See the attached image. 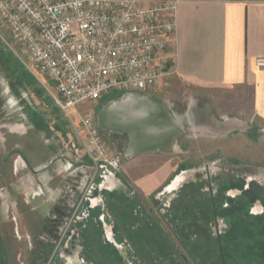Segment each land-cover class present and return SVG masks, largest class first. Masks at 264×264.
Returning a JSON list of instances; mask_svg holds the SVG:
<instances>
[{
	"label": "crops",
	"instance_id": "1",
	"mask_svg": "<svg viewBox=\"0 0 264 264\" xmlns=\"http://www.w3.org/2000/svg\"><path fill=\"white\" fill-rule=\"evenodd\" d=\"M163 1L170 0H140L144 6ZM177 1L176 44L169 48L175 51L174 73L163 78L157 88L127 91L120 99L107 101L103 98L108 93L103 100L82 102L70 111L74 122L91 116L116 153L119 173H109L100 185L110 195L119 192L116 195L120 196L127 191V180L140 192L159 190L177 173L176 159L186 157L193 134L221 142L225 135L237 132L238 116L233 113L224 122L219 103L224 94H234L236 104L232 103L231 110L237 112L238 95L241 90L247 91L249 120L264 124V66L258 65L264 62V0ZM29 107L22 104L18 107L21 113L4 123L0 121V162L19 149L35 168L33 172L19 170L20 176L16 177L9 166L2 168L7 177L0 180V240L7 231L10 209L20 215V234L31 240L38 236L51 217L54 201L65 193L63 176L70 160L88 161L79 141L65 130L68 124L60 118L55 124L48 118L41 120V115L32 118ZM36 116L41 118L36 120ZM134 120L137 122L124 137L123 128ZM190 167L180 172L186 173ZM5 187L7 193H3ZM23 193L28 194L26 198H22ZM116 201L110 196L104 198V203L90 199L88 207H104L106 202L111 208ZM109 232L112 239L113 233ZM9 233V238L17 239L14 230ZM4 244L7 261L17 251L21 253L11 241ZM22 247L31 259L27 242ZM61 263H65L63 259Z\"/></svg>",
	"mask_w": 264,
	"mask_h": 264
},
{
	"label": "rangeland",
	"instance_id": "2",
	"mask_svg": "<svg viewBox=\"0 0 264 264\" xmlns=\"http://www.w3.org/2000/svg\"><path fill=\"white\" fill-rule=\"evenodd\" d=\"M3 39L9 42L13 49H9L4 44ZM23 62H25V57L21 50L11 41L8 32L0 28L1 123L7 121L11 116L21 113L22 110H18V107L26 103L33 113L32 118H35L34 114H36L42 117L36 116V120L39 117L41 120L48 118L55 124L54 122L60 118L65 124H68L69 127L66 128L65 125V130H69L72 136H75V138L73 137L74 140L79 141L80 150L82 149L81 152L84 155L86 132L82 129L77 132L75 127L78 128L81 125V120L88 115L82 116L74 122L70 114L71 110L68 115L60 110L43 93L39 84L24 67ZM126 92L113 90L109 96L102 98L107 99V101L110 99L118 100ZM238 98L240 110L234 112L231 110L232 103L236 104L234 94L229 93L224 94L222 98L219 97L220 106L223 107L221 109H223L224 122H227L233 113L239 117L240 124L236 129L237 132L225 135L221 142L193 134L189 144L190 149L187 150L186 147V157L176 159L177 173L166 180V184H162L159 190L152 193L147 194L136 190L134 185L127 180V191L125 190L121 197L116 195L119 192L107 195V192L100 185L106 177H109V173L117 175L119 166L116 169H99L94 173V167L89 160L82 162L71 159L66 174L63 176L65 193L54 201L51 217H49V219L63 218V222L59 226L57 236L47 238L46 250L41 256V261L43 263L48 261L51 264H62L63 252L68 249V242L74 237L77 241L76 259L78 264H85L86 256L90 260L89 262L86 260L87 264H94L93 258L95 256L104 258V262L101 264H112V262L113 264H182L177 255L178 251L186 257L188 264H218L215 260V238L217 234L228 229L226 238L232 239V241L228 240L224 248L228 264H264V251L261 252V255L258 252L255 253L253 257L247 255L253 247L259 245V241L254 239L257 229L253 226L233 224L231 212L225 211L224 219L215 217L210 228L208 227L207 233L202 231V224L198 223L199 218L202 217L198 207L203 204L206 205V199L211 194H217V190L221 191L220 194L224 197L236 198L241 194V190L253 188L256 190V199L250 203L248 211L251 216L264 213V124H253L249 120L250 115L247 108L250 104L248 101L250 94L241 90ZM3 108H6V111L3 112ZM136 122L137 120H134L123 128L124 134L122 135L124 137H128L130 128ZM94 123L96 125L95 121ZM115 127L118 129V124ZM100 136L103 139L101 134ZM106 144L109 146L107 142ZM109 148L111 149L110 146ZM8 166L11 168L10 172L14 177L20 176L18 175L19 170H27V172L35 170L29 165L25 153L19 149L12 150L1 160L0 180L7 177L2 170H6ZM189 166H191L190 171L180 172ZM178 177L180 179L176 187L168 190L167 185H170L169 183ZM118 179L124 181L119 177ZM6 181L7 179L4 182ZM187 183L193 185L190 187L191 191L186 187ZM183 188L187 189L188 193L184 192L178 199L177 192ZM3 189H5L4 192L2 191L3 193L9 191L6 187ZM21 195L22 198H26L28 194L23 193ZM109 196L117 199L111 208L106 206V202L104 207H88L90 199H97L104 203V198L108 199ZM134 198L140 203L139 201L138 203L135 202ZM184 205L192 206L190 209L187 208V213H184ZM225 205L222 206L225 207ZM171 207L172 209H170ZM189 210L191 218H188ZM105 212L108 213L107 216L104 215ZM7 213H9V219L6 223L7 231L3 233L4 240H0L2 242L0 247L3 246L4 241H11V244L16 245L17 248H22L25 237V242L29 248L34 250L38 247L34 243L35 237L31 240L28 235L19 233V213L14 212L13 209ZM184 219L187 221L191 219V229L184 227L182 221ZM48 226L50 227L49 224ZM13 230L17 239L9 238L12 236L9 232ZM109 231L113 233L112 239H109ZM158 232L165 235V238L170 241V245L176 246V253L171 252L170 249L165 250V252L159 250L162 246V240H159ZM246 235L252 239L249 238L246 243L240 245L238 237H245ZM38 237H40V233ZM44 237L42 234V238ZM98 237L103 240L104 247L97 242ZM19 238H21L20 241ZM178 238L182 240L185 246L192 249L193 256H190L187 249L182 247ZM261 241L264 243V233ZM112 244L114 248H110L109 245L112 246ZM56 248H58L59 254H53ZM31 249L30 251H33ZM12 255L13 257L9 254L11 258L7 261L6 254L1 255L0 253V259L4 258L3 264H32L34 259V255L33 257L31 255V259H29L24 250L21 253L17 251L15 256ZM64 262L67 264L68 261L65 259Z\"/></svg>",
	"mask_w": 264,
	"mask_h": 264
},
{
	"label": "built area",
	"instance_id": "3",
	"mask_svg": "<svg viewBox=\"0 0 264 264\" xmlns=\"http://www.w3.org/2000/svg\"><path fill=\"white\" fill-rule=\"evenodd\" d=\"M177 6V0L149 6L140 0H0V28L21 50L43 93L68 115L113 90H151L172 75ZM80 124L75 130L86 132L94 173L116 169L117 157L93 118Z\"/></svg>",
	"mask_w": 264,
	"mask_h": 264
},
{
	"label": "trees",
	"instance_id": "4",
	"mask_svg": "<svg viewBox=\"0 0 264 264\" xmlns=\"http://www.w3.org/2000/svg\"><path fill=\"white\" fill-rule=\"evenodd\" d=\"M212 181V178L210 179ZM193 185L191 183H187L186 187L188 189H190V187H192ZM241 189V188H240ZM187 189H180L177 192V198L179 199V196L181 194H183L184 192H187ZM191 191V189H190ZM241 194L239 196H237L236 198H230V197H224L223 195H221V191L217 190V194H213L212 197L210 195L209 198L206 199V205H201L200 207H198V209H200L201 213H202V217L199 218V224H202V231H204L205 233H207L209 231L211 222L213 223V220L215 219V217L220 218V219H224V212H231V215L233 216V224H239V225H243V226H249V227H254L256 228V233H255V241L258 240L259 241V245L255 246L251 249V251H249V253L247 255L249 256H254L255 253L258 252V254H262L261 252L264 251V243L261 241L262 240V236L264 233V213L259 214L258 216H251L249 213V205L251 202H253L256 199V195L255 192L256 190H254L253 188L247 189V190H241ZM107 195H110V193H107ZM121 197V195L119 196ZM107 199V198H105ZM177 200V199H176ZM225 205L222 206V205ZM192 206H188V205H184V213L188 212L187 208H191ZM172 209V207L170 208ZM171 213V212H169ZM183 214V213H181ZM197 215V214H196ZM182 218V217H181ZM188 218H191V213L189 210V214H188ZM198 220V219H197ZM184 223V227L191 229V225H192V221L191 219H189L188 221L186 219L182 220ZM231 226V224H229ZM209 227V228H208ZM228 229L223 230V232H220L219 234L216 235L215 241H216V256H215V260L216 263L218 264H228L227 258L225 257V245L226 243H228L229 241H232V239H227L226 238V233H227ZM159 235V240H162V246L159 249L161 252H165V250H171V252H174L173 246L170 245V241L165 238V235L161 234L160 232H158ZM251 237H248L247 235L245 237H238L239 239V244H243L244 242L246 243V240L249 239ZM179 239V243H181L182 247L186 248L189 255L193 256V252L192 249H189L188 246H185L182 242V240L180 238ZM252 239V238H251ZM97 242L100 243V246L103 245V240L98 237L97 238ZM110 248H113V246L109 245ZM88 248L86 247V250ZM163 254V253H160ZM156 257H159L158 255H154ZM107 257V256H106ZM104 259V258H103ZM102 258H99L98 256H95L93 258V262L94 264H101L104 262ZM89 262V258L86 256V259H84V263L87 264V261ZM201 260H203V257H201ZM200 260V261H201ZM113 264V262H112Z\"/></svg>",
	"mask_w": 264,
	"mask_h": 264
},
{
	"label": "flooded vegetation",
	"instance_id": "5",
	"mask_svg": "<svg viewBox=\"0 0 264 264\" xmlns=\"http://www.w3.org/2000/svg\"><path fill=\"white\" fill-rule=\"evenodd\" d=\"M179 179H180V177L176 178L168 186V190L174 189L176 187L177 182L179 181ZM211 197H212V194H211ZM138 201L139 200H137V203H138ZM139 203H140V201H139ZM86 213L88 214V212H86ZM62 222H63V218H61V219H57V218L49 219L47 224H46V226L43 228L44 231L42 230L40 232V237L36 236L34 238V240H35L34 243H36L38 245V247H36L34 250L29 248V250L30 249L33 250V251H31L32 257L34 255V259H33L32 264H51V263H48V261L43 263L41 261V256H42L43 253H45L47 238L48 237L55 238L57 236L59 226L62 225ZM48 224L50 225V227L48 226ZM42 234L45 236L44 238H42ZM25 238H24V241L26 240ZM112 246H114V245L112 244ZM67 248L68 249L64 250V252H63V260L66 259L68 261L67 264H78L77 263V259H76L77 241H76V239L74 237H72L70 239V241L68 242ZM173 248H174V252L176 253V249H175L176 246L175 247L173 246ZM21 249L23 250V247L22 248L20 247V250ZM0 250H1L0 251L1 255H4L5 252H4L2 246L0 247ZM22 250H21V252H22ZM60 253H61V251H60ZM53 254H59L58 248L55 249V252ZM177 255H178V257H179V259H180L182 264H188L186 257L180 251H178ZM0 260H1L0 264H3L4 258H2Z\"/></svg>",
	"mask_w": 264,
	"mask_h": 264
},
{
	"label": "water",
	"instance_id": "6",
	"mask_svg": "<svg viewBox=\"0 0 264 264\" xmlns=\"http://www.w3.org/2000/svg\"><path fill=\"white\" fill-rule=\"evenodd\" d=\"M207 177H208V180H209V175H208V173H207Z\"/></svg>",
	"mask_w": 264,
	"mask_h": 264
}]
</instances>
